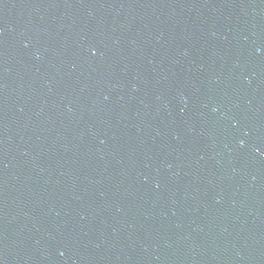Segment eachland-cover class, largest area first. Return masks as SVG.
Here are the masks:
<instances>
[{"label":"water","instance_id":"water-1","mask_svg":"<svg viewBox=\"0 0 264 264\" xmlns=\"http://www.w3.org/2000/svg\"><path fill=\"white\" fill-rule=\"evenodd\" d=\"M0 264H264V0H0Z\"/></svg>","mask_w":264,"mask_h":264}]
</instances>
